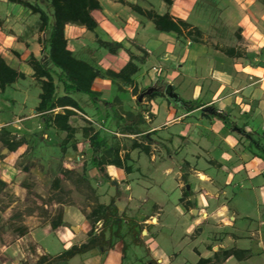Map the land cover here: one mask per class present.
Listing matches in <instances>:
<instances>
[{"label":"crops","instance_id":"crops-1","mask_svg":"<svg viewBox=\"0 0 264 264\" xmlns=\"http://www.w3.org/2000/svg\"><path fill=\"white\" fill-rule=\"evenodd\" d=\"M98 1L94 31L65 26L68 49L115 72L130 58L125 49L141 56V48L147 56L132 84L106 75L93 80L97 98L88 97L86 108L77 101L82 111L70 118L74 141L65 144V132L43 129L35 110L41 89L28 64L33 56L51 66L48 30H38L37 14L0 0V55L24 74L0 89V180L6 184L0 192V264H264V6L235 0V40L226 44L224 28L198 22L196 0ZM149 10L197 27L199 41L185 31L157 30L144 14ZM97 39L121 42L124 49L110 54ZM57 94H64L59 84ZM77 113L102 122V128L91 125L106 144L120 146L129 171L92 162L81 132L86 124ZM18 139L23 142L15 145ZM111 200L123 219L120 237L114 225L106 226L102 244L54 260L87 243L91 211ZM59 213L62 223L54 228ZM126 220L136 224V237ZM227 250L235 253L224 256Z\"/></svg>","mask_w":264,"mask_h":264},{"label":"trees","instance_id":"trees-1","mask_svg":"<svg viewBox=\"0 0 264 264\" xmlns=\"http://www.w3.org/2000/svg\"><path fill=\"white\" fill-rule=\"evenodd\" d=\"M9 2L19 4L20 6L29 9L32 13L38 15L39 31L48 30L47 39L45 40V51L48 55L51 66L48 67L42 64L33 56L28 59V64L34 71V78L40 85L41 92L39 94V102L35 108L36 113L40 115L43 123V129H55L65 132V138L62 142L65 144L74 141L76 128L70 123V118L75 114V110L82 111L81 106L72 93L75 91L86 94L91 100L97 98V93L92 90L93 80L102 75L110 77L112 80H120L127 84H132V77L139 70V63H142L147 56L141 48V56L134 55L129 49L125 51L129 55V60L117 72L112 70H102L90 64L89 62L77 58L72 51L67 47V40L64 35V28L67 24H76L85 27L89 31H94L97 27V22L94 19L92 12L101 10V5L98 0H8ZM124 3L123 0H121ZM166 4H171L172 0H163ZM130 7L138 12L140 9L135 5L129 4ZM50 11L52 15V23L49 24ZM150 19L154 27L161 32H174L176 35H182L185 31L186 36L191 37L195 41H199L201 31L192 26L190 23L182 20H173L168 13L157 14L155 11L149 10L144 13ZM99 47L105 49L110 54H117L121 49H124L123 44L118 41H107L102 39L96 40ZM230 55L234 54V49L229 48ZM235 55H240L235 54ZM24 78V74L10 67L3 57L0 55V89L3 90L6 86L12 85L18 79ZM62 87L64 94L58 95V84ZM136 92V90H134ZM157 92H152L149 96H155ZM197 104H191L196 106ZM227 123V120H225ZM82 136L90 142L94 157L92 162L101 166L103 164H111L117 167H124L127 171L130 170L126 166L120 156V146L116 143L112 145L106 144V140L101 136L98 130L87 123L81 128ZM2 142H6L8 149L13 148V145H7L9 138H3ZM15 145L23 142L21 139L16 141ZM132 147H138V144L133 143ZM140 147V146H139ZM145 152H148L149 147L143 146ZM64 151V149H63ZM95 153H100L98 156ZM128 157L125 154L124 158ZM69 173L68 170L64 174ZM184 182L185 177H183ZM6 186L5 182L0 180V192ZM190 192L184 188V197H188ZM188 203L190 201L188 200ZM92 229L89 233L90 239L87 243L80 246H72L70 249L63 251L60 255L53 259L56 261H67L72 256L87 251L88 249L102 244L101 239L104 238L105 227L115 226L113 234L117 237L122 226L123 219L121 218L114 201L109 204H98L91 211ZM100 222V225L98 223ZM128 225V233L136 237L139 234L135 230L136 224L132 220H126ZM62 223V215L56 217L52 221V227H57ZM100 227L98 234L93 235L94 231ZM235 253L234 250L223 252L224 256ZM197 264H215L210 263L209 259H200Z\"/></svg>","mask_w":264,"mask_h":264},{"label":"rangeland","instance_id":"rangeland-1","mask_svg":"<svg viewBox=\"0 0 264 264\" xmlns=\"http://www.w3.org/2000/svg\"><path fill=\"white\" fill-rule=\"evenodd\" d=\"M241 1V0H240ZM243 2V0H242ZM261 6H264V0H256ZM155 5H157V2H154ZM236 5H239L235 0H196L195 3V15L196 19L200 24H202L205 27H211L212 29L218 28L220 25V28H224V34L221 37L222 42L226 44H232L235 40L234 33L231 32L230 27H234V24H236L237 21V8ZM26 9V8H24ZM240 9V8H239ZM242 10V8H241ZM50 11V17L52 18ZM74 98L82 104L85 108V103L89 99L88 96L82 92H77L74 94ZM79 114L80 118L84 121L85 124L89 123L88 120L84 118L83 115L88 116L87 114ZM90 117V116H88ZM95 123H99L101 125V121H97L90 117ZM153 183H157L160 181L159 176L154 177L152 180ZM153 185V184H152ZM152 189V188H151ZM153 191V189H152ZM147 208H150L151 203L147 204Z\"/></svg>","mask_w":264,"mask_h":264},{"label":"built area","instance_id":"built-area-1","mask_svg":"<svg viewBox=\"0 0 264 264\" xmlns=\"http://www.w3.org/2000/svg\"><path fill=\"white\" fill-rule=\"evenodd\" d=\"M86 120H88L92 125H95L98 128H102L103 125L95 123L90 117L83 115Z\"/></svg>","mask_w":264,"mask_h":264},{"label":"water","instance_id":"water-1","mask_svg":"<svg viewBox=\"0 0 264 264\" xmlns=\"http://www.w3.org/2000/svg\"><path fill=\"white\" fill-rule=\"evenodd\" d=\"M166 93H167V94H170V89H167V90H166ZM185 188H186L187 191H189L190 186H189L188 184H186ZM190 199L192 200L193 197L191 196Z\"/></svg>","mask_w":264,"mask_h":264}]
</instances>
